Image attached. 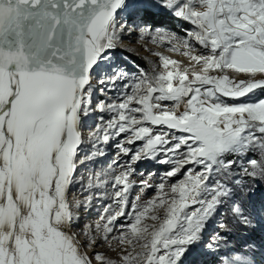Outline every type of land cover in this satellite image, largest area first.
<instances>
[{
    "label": "snow or ice",
    "instance_id": "1",
    "mask_svg": "<svg viewBox=\"0 0 264 264\" xmlns=\"http://www.w3.org/2000/svg\"><path fill=\"white\" fill-rule=\"evenodd\" d=\"M258 184L264 0H0V264H264Z\"/></svg>",
    "mask_w": 264,
    "mask_h": 264
},
{
    "label": "rangeland",
    "instance_id": "2",
    "mask_svg": "<svg viewBox=\"0 0 264 264\" xmlns=\"http://www.w3.org/2000/svg\"><path fill=\"white\" fill-rule=\"evenodd\" d=\"M142 23H147L151 25L154 28H166L168 30H172L177 32L178 34H183L182 28L185 27L182 21L177 20L174 16H172L168 12H161L159 10L154 11L151 15L147 17H141ZM133 38V39H132ZM130 39V40H129ZM159 53L163 56L169 57L173 60H177L182 65H187L188 60L186 57L179 55L175 52H170L167 50L166 47H162L159 44H153V43H145L144 41H141L138 39V33L134 34L131 37H126L124 40V43L122 47L119 49V60L123 61L124 65H126L128 68L133 69L134 71H138L139 68H143L146 71H151L152 64L149 62H154L155 64H159V57L152 55V53ZM139 66V68H138ZM114 151V150H113ZM166 165L157 164L154 161H143L141 162V166L139 168V171L141 172H153L156 173V176L153 177V179L156 182L158 181V176L160 173H162ZM137 179H139V176H137ZM258 187L261 188V194L264 195V185L258 184ZM77 190V195H78ZM136 194V190L133 191L132 196H130V199H132ZM151 190L149 195L146 198H150L151 196ZM107 203V201H100V203L96 206V208L93 209L92 215L93 218L97 217V212L99 210H102V206ZM214 227V225H212ZM247 237V233L244 232H233L231 234L230 238V245L232 247L237 246H243L244 240ZM103 251L104 249H98ZM109 255H113L111 253V250H108Z\"/></svg>",
    "mask_w": 264,
    "mask_h": 264
},
{
    "label": "bare ground",
    "instance_id": "3",
    "mask_svg": "<svg viewBox=\"0 0 264 264\" xmlns=\"http://www.w3.org/2000/svg\"><path fill=\"white\" fill-rule=\"evenodd\" d=\"M133 39V38H132ZM130 40V39H129Z\"/></svg>",
    "mask_w": 264,
    "mask_h": 264
}]
</instances>
